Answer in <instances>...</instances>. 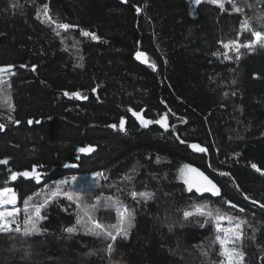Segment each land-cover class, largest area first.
Masks as SVG:
<instances>
[{
  "label": "trees",
  "instance_id": "16d2710c",
  "mask_svg": "<svg viewBox=\"0 0 264 264\" xmlns=\"http://www.w3.org/2000/svg\"><path fill=\"white\" fill-rule=\"evenodd\" d=\"M234 2L243 13L229 0L224 9L207 2L193 8L191 0H0V65L15 66V75L5 76L15 110L0 105V123L6 124L0 159H9L0 165V187L13 188L22 205L55 181L99 171L109 179L101 180L96 194L123 199L135 217L128 238H118L108 254V242L66 231L76 224V205L58 198L42 209L40 233L0 234V264H219V246L211 245L214 227L182 215L203 203L246 217L252 228H245V264H264V209L252 203L264 204V49H244L238 61L235 54L231 60L215 55L225 51L220 41L253 38L240 27L246 17L254 31H264V20L255 19L264 16V0ZM45 3L53 19L78 27L57 36L54 25L36 18ZM81 30L100 39L83 37ZM138 50L147 52L156 69L135 59ZM129 109L150 120L168 112L170 128H145ZM8 115L20 123H8ZM121 118L126 131L111 127ZM192 142L208 152H195ZM88 145L95 151L79 152ZM184 164L205 171L221 196L188 192L178 172ZM32 165L42 166L39 184L8 180L9 169L31 171ZM132 169L129 183L122 177ZM129 190L155 196L137 203ZM103 216L111 222L116 217L109 211Z\"/></svg>",
  "mask_w": 264,
  "mask_h": 264
},
{
  "label": "snow or ice",
  "instance_id": "6c2138e0",
  "mask_svg": "<svg viewBox=\"0 0 264 264\" xmlns=\"http://www.w3.org/2000/svg\"><path fill=\"white\" fill-rule=\"evenodd\" d=\"M127 3V0H124ZM196 5H200L203 2L210 3L212 5H217L219 8L224 9L225 4L224 0H192ZM232 4V9L236 13H243L244 8L238 7L234 0H229ZM10 7H17V4L12 3ZM247 7H253L252 5H247ZM137 13H141L143 9L140 6L135 8ZM36 18L42 19V22L54 25V31L57 36H60V30H69L73 27H78L75 25H70L68 23L58 22L56 19H53V16L50 14L49 5L45 3L42 6V10L36 12ZM257 20H264V16L256 17ZM241 29H245L251 32L252 39L247 40L245 43H240L238 40H233L225 43L220 41L223 45L225 51L217 52L215 55L223 56L226 60L233 59V56L229 55V52L235 53V59L238 61L243 53L241 49H247L249 52H254L257 50V47L264 49V31H254L249 19L246 17L242 20ZM81 36L88 37L92 40H99L100 37L97 36L94 32L81 30ZM135 56L138 60L142 59L145 56V53L137 51ZM79 59L82 61L83 56H80ZM144 63H148L145 59ZM83 67L81 63L79 65ZM20 67H27L26 65H21ZM152 69H156L157 65L151 63L149 65ZM15 66L0 65V105L8 108L10 111L15 110V105L12 103L11 94L8 92V89L11 87L10 83L6 81L5 74L10 76L15 75L14 71ZM32 70H36V66H32ZM235 84V80L232 81ZM7 85V87H3ZM93 92L96 91V88L92 89ZM235 93H233L234 95ZM66 96H73L79 99H88L87 96L82 95L80 92H65ZM227 95V93H225ZM132 116H134L139 124L145 128L149 127L152 124L160 125L165 131H168L170 128L168 122V112H165L159 119L150 120L145 118L143 112L135 111L129 109ZM8 123L19 124L20 121L15 119L14 116H7ZM28 124H32L33 121L29 119ZM39 123V121H37ZM126 121L124 118L119 120V125L112 124V128L119 127L120 130L126 131ZM6 127L5 123H0V131H3ZM174 127V126H173ZM179 139V137H177ZM180 143H185L184 140H180ZM197 153H207L208 148L202 146L199 143H192L189 145ZM95 151V148L92 145L79 148L81 153H92ZM160 157H157V162L159 163ZM9 159L4 158L0 159V165H8ZM39 165H32V170H23V171H12L9 169L10 175L8 180L16 181L18 178L23 177L26 180L35 181L39 184L44 178V173L37 171ZM65 167L73 168L77 167L75 164H66ZM207 167H211V164H208ZM251 167L257 172L262 170L257 167L256 164H252ZM132 174H125L122 179L126 182H131L133 180V175L135 174V169L131 170ZM179 178H181L184 184L187 186L188 192L205 194L210 193L213 196H221V188L218 186L216 181L212 179L205 171H202L198 167H194L192 164H184L179 170ZM95 188H102L101 180L107 181L109 177L103 172H96L95 174ZM222 176H230V173H221ZM77 177L71 176L55 181L51 186H48L42 192L35 193L34 196L43 195L42 202L35 203L33 202V196H27L23 200V209L16 207L17 204V193L11 187H0V234H11L17 233L21 234L22 237L34 236L42 231L40 224L41 221L45 219V216L41 215L42 209L46 208L48 204L52 201L57 200L58 198H65L72 204L76 205V224L72 227L66 228V231L69 234H75L78 231H83L86 235L99 238L103 241L108 242L106 244V251L108 254H111L114 251V246L118 238L127 239L129 236L130 229L133 227L132 221L134 220V210L129 208L119 197H101L96 196V203L91 207L87 206V198L91 196V192H85L79 189L77 186ZM111 187V185H109ZM118 192H123L124 189H117ZM128 195L131 198L139 202H147L152 200L155 196L154 193L150 191L136 192L134 190H129ZM244 199H250L247 195L244 196ZM231 206L232 209H238V212L244 214L246 212L245 208L239 207V205L233 204L232 201H224ZM253 204H259V207L264 209V204H261L259 201H252ZM11 205L13 207L7 208L5 206ZM193 210H183L182 215L185 220H189L192 217H201L202 226L212 225L214 227V239L211 241V245L219 246L218 256L221 258L219 264H245L246 254L242 250L243 242L246 239L245 228L251 229L252 226L248 224L246 217L240 215H231L227 212L222 211L220 208H212L208 204H195L191 206ZM114 211L116 216V222L113 224L106 225L101 223L97 218L96 213L100 210ZM67 211V209H65ZM21 212H23V220L19 219ZM226 222V223H225ZM172 225L168 226L169 231L172 230ZM253 231V236L248 237L249 239H254L255 229ZM202 248L203 255L207 256L208 251ZM93 253H89L92 255Z\"/></svg>",
  "mask_w": 264,
  "mask_h": 264
},
{
  "label": "rangeland",
  "instance_id": "374dc122",
  "mask_svg": "<svg viewBox=\"0 0 264 264\" xmlns=\"http://www.w3.org/2000/svg\"><path fill=\"white\" fill-rule=\"evenodd\" d=\"M191 4H192V7L193 8H195V6H196V4H194L193 2H192V0H191ZM54 28H55V26H54ZM60 32L61 33H66V32H70V29L69 30H67V31H65V30H60ZM70 35H71V33H70ZM75 44V43H74ZM244 49H241V51H243ZM231 53H232V56L235 54L234 52H229V55H231ZM7 74H5V76H6ZM6 78V77H5ZM7 80V79H6ZM3 87H5V85L3 86ZM77 177V187L79 188V189H81L82 191H85V192H91V196H89L88 198H87V201H86V203H87V206L88 207H91L93 204H95L96 203V200H95V197L96 196H98L97 194H96V190H97V188H95V175L94 174H92V175H79V176H76ZM49 186H51V185H49ZM48 187V185L45 187V189ZM99 196H101V197H115V196H113V195H106V194H101V195H99ZM43 195H41V196H35V198L33 199V202H35V203H39V202H42V200H43ZM120 200H122L123 202H124V200L123 199H120ZM125 203V202H124ZM126 204V203H125ZM203 204H208V205H210L212 208H220L217 204H212V203H203ZM5 207H7V208H11V207H13V206H11V205H8V206H5ZM16 207H20L21 209H23V204L21 205L20 203H19V199H17V204H16ZM130 208V207H129ZM76 211H77V208H76ZM106 211H108V210H100V211H98L97 213H96V215H97V218L101 221V223H104V224H106V225H109V224H113V223H115L116 222V217H115V219H114V221H107V220H105V218H104V216H103V213L104 212H106ZM109 212H114V211H109ZM225 212V211H224ZM228 214H230V212H227ZM41 215H42V213H41ZM19 219L21 220V222H22V220H23V212H21V214H20V217H19ZM132 223H133V221H132ZM226 223V222H225ZM131 230V229H130Z\"/></svg>",
  "mask_w": 264,
  "mask_h": 264
},
{
  "label": "water",
  "instance_id": "95a60500",
  "mask_svg": "<svg viewBox=\"0 0 264 264\" xmlns=\"http://www.w3.org/2000/svg\"><path fill=\"white\" fill-rule=\"evenodd\" d=\"M138 51H141V52L145 53V56H144L142 59H140V60H138V59L136 58V56H135V59H136L138 62L143 63V64H146V63H144V60L146 59V60L148 61L147 64H150L149 55L147 54V52H145V51H143V50H138ZM192 143H198V142H192ZM192 143H191V144H192ZM199 144H200V143H199ZM201 145H202V144H201ZM202 146H204V145H202ZM204 147H206V146H204ZM192 150H193V149H192Z\"/></svg>",
  "mask_w": 264,
  "mask_h": 264
}]
</instances>
